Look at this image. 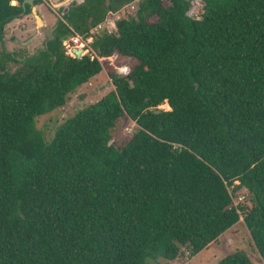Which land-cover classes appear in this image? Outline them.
Segmentation results:
<instances>
[{
	"label": "trees",
	"instance_id": "1",
	"mask_svg": "<svg viewBox=\"0 0 264 264\" xmlns=\"http://www.w3.org/2000/svg\"><path fill=\"white\" fill-rule=\"evenodd\" d=\"M198 1V18L192 0L73 1L22 58L4 40L23 0H0V264H170L240 218L264 260V0ZM135 2L116 32L90 35ZM76 35L94 58L66 53ZM113 55L130 73L109 71L113 89L46 140L36 120ZM123 118L136 130L115 147ZM241 189L249 206L234 207ZM217 264L252 263L237 251Z\"/></svg>",
	"mask_w": 264,
	"mask_h": 264
},
{
	"label": "rangeland",
	"instance_id": "2",
	"mask_svg": "<svg viewBox=\"0 0 264 264\" xmlns=\"http://www.w3.org/2000/svg\"><path fill=\"white\" fill-rule=\"evenodd\" d=\"M53 1V3H55L59 0ZM64 1L66 0H61L60 3H63ZM73 1L80 3L82 0H72L71 2ZM166 1L167 0H165V2ZM13 3L15 4V2ZM69 4L65 3L61 8H66ZM130 5L131 6L124 7L118 12L117 16H119L120 19L123 16L135 13L137 3L135 2ZM49 6L50 3H47L46 5L44 4V6H36V8L46 24V29L52 31L60 16V8H55L53 10ZM191 7L190 15L194 18H198L201 12L200 1L192 0ZM107 17H110V15ZM101 32L102 30H99L97 33ZM45 40L46 36L38 33V27L33 15H25L24 13L19 19L12 21L6 26L4 48L6 51L15 53L23 58L25 56L33 55L40 50L43 47ZM88 55L94 56V53L90 51ZM116 57V55H113L107 59L99 58L102 64V71L99 75L71 94L67 103L63 107L53 110L36 120V126L42 132L46 140H51L58 126H60L66 119L74 116L77 112L87 106L96 103L113 89L108 77L109 71L114 70L120 74L130 73L134 64L133 60ZM10 70H15V66H11ZM159 109L169 110V107L166 104V106H160ZM135 130L136 125L134 122L130 121L128 118L121 119L112 131L110 144H113L115 147L125 145L131 139ZM232 205L234 207L238 205L249 206V195L247 191L244 189L238 191L233 196ZM237 251L244 252L252 264H264V260L259 256L253 245L252 239L244 226L242 218L239 219V222L235 226L222 234L215 243L210 244L198 255L191 259L185 256L179 257L176 261L171 262L170 264H217L222 258Z\"/></svg>",
	"mask_w": 264,
	"mask_h": 264
},
{
	"label": "built area",
	"instance_id": "3",
	"mask_svg": "<svg viewBox=\"0 0 264 264\" xmlns=\"http://www.w3.org/2000/svg\"><path fill=\"white\" fill-rule=\"evenodd\" d=\"M128 6H131V5H128ZM128 6H126V7H128ZM109 15H110V17H107L103 23L99 24L98 26H96L95 28H93L91 30L90 35H94L99 30H102V32H106L108 34L116 32V22L118 20H120V17L117 16L118 12L117 13H110ZM91 42H92V37H88V38L84 39V38L76 35V36H73V37L69 38L68 40L64 41L63 47L69 56L73 53V51L75 49H79L82 51L86 50L87 55H88L91 51V49H90ZM94 57H95V55L93 56V58ZM98 60L100 62L99 58H98ZM128 74H129V72L128 73H121L122 76H126Z\"/></svg>",
	"mask_w": 264,
	"mask_h": 264
},
{
	"label": "water",
	"instance_id": "4",
	"mask_svg": "<svg viewBox=\"0 0 264 264\" xmlns=\"http://www.w3.org/2000/svg\"><path fill=\"white\" fill-rule=\"evenodd\" d=\"M72 0H66L64 1L63 3H67L69 4ZM35 0H23L21 6L23 8V13L22 15L25 13L26 11V6H30L31 7V14L33 15L34 17V20H35V23L38 27V33L40 34H43L44 36L47 37L48 40H50L52 38V31H49L46 29L44 23H43V20L41 18V16L39 15L37 9H36V6L34 4ZM63 3H57V4H52V6L54 8H61L64 4ZM190 14H188L189 16ZM84 55H87V51H82V50H79V49H75L73 51V53L70 55V57L74 58V59H80L82 58ZM93 58V57H92ZM169 107V106H168Z\"/></svg>",
	"mask_w": 264,
	"mask_h": 264
},
{
	"label": "crops",
	"instance_id": "5",
	"mask_svg": "<svg viewBox=\"0 0 264 264\" xmlns=\"http://www.w3.org/2000/svg\"><path fill=\"white\" fill-rule=\"evenodd\" d=\"M54 1L53 0H44V3L42 4L43 6H44V4L46 5L47 3H50V8H52L53 10L55 9L53 6H52V4H57V3H60L61 2V0H59V1H57V2H55V3H53ZM13 5H16V2H15V4L14 3H12ZM39 6H41V5H39ZM38 6V7H39ZM37 9V8H36ZM37 11H38V9H37ZM39 13V12H38ZM42 18V17H41ZM42 20H43V18H42ZM43 23H44V25H46L45 24V22H44V20H43Z\"/></svg>",
	"mask_w": 264,
	"mask_h": 264
}]
</instances>
